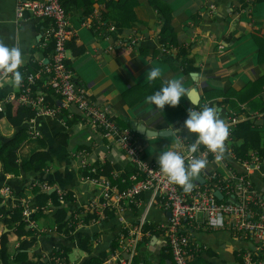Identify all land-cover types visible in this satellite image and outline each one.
I'll use <instances>...</instances> for the list:
<instances>
[{
  "label": "crops",
  "instance_id": "obj_1",
  "mask_svg": "<svg viewBox=\"0 0 264 264\" xmlns=\"http://www.w3.org/2000/svg\"><path fill=\"white\" fill-rule=\"evenodd\" d=\"M157 1L162 3V12L151 6L149 0H139L134 8L135 21L122 34L124 40L140 36L142 41L136 47L118 46L116 38L103 37V30L87 28L77 16L68 15L73 31L72 44L80 52L74 56L71 48L67 50V66L75 81L87 90L90 100L108 107L119 127L134 131L144 157L156 166V155L160 151L174 149L182 153V147L194 141V135L183 128V121L189 108L197 110L204 102L215 107L223 121L231 112L239 117V122L247 118L255 119V128L264 136V114L258 115L264 108V89L251 104H240L245 107L242 113L233 110L230 104L221 103L227 100L226 97H218L219 93L242 91L249 84L264 78V61L259 60L257 41L264 39V0H252L248 6L242 0ZM16 2L0 0V43L21 49L24 64L20 71L23 74L24 69L37 71L39 60L49 59L43 57L48 43L43 30L48 26V20L36 18L30 12H26L23 18H17ZM212 5L214 10L210 9ZM94 8V11H103L98 4ZM165 19L170 22L172 44L187 51L190 62L187 72L180 64L160 58L157 51ZM151 67L161 69V79L148 80L147 71ZM169 78H179L187 89L186 95L175 107L166 105L163 110L154 109L145 97L158 91L162 81ZM40 82L42 84L45 79ZM41 84L37 86L41 87ZM19 89L11 86L9 77L0 78V105L3 109L12 103L5 102L13 99ZM72 109L71 118L66 111L58 118L35 116L20 128L26 129L28 138L17 151L19 164H23L31 153L41 150V142L52 162L38 173L20 171L16 177L0 174V196L4 198L7 210L22 205L24 201L29 204L30 190H26L25 196H21V192L32 181L49 183V192L60 190L70 194L72 199L61 201V206L69 215L79 208L85 210L91 201L99 200L100 190L86 180L84 169L76 158L82 150L92 157L97 167L108 164L113 169L111 172L117 171L122 176L133 171L121 152L94 132ZM20 129L12 128L4 118L0 119V145L14 138ZM29 130L36 131L40 137H31ZM144 131L149 135L151 132L165 133L160 136L140 134ZM231 143L233 139L225 145L221 160L216 161L215 157L207 159L209 163L204 172L223 180L233 175H244L264 202V164L246 168L235 162L228 155ZM5 188L9 189V194L3 192ZM149 201L150 194L143 192L136 197V201L126 206L125 211L115 214L114 219L86 225L76 231L96 235L91 243L93 256L105 254L108 259L106 264H118L111 262L112 252L119 250L123 254L118 236L145 214V226L152 230L137 246L133 264H173L166 238L155 228L157 224H165L168 212ZM33 214L34 211L25 220L33 222ZM52 215L53 211L49 210L33 222L36 226L35 252L43 259L39 264H46V256L59 249L66 251L65 264H81L87 259V254L79 249V240L75 238L70 242L65 236L57 234ZM2 232L6 230L0 224V235ZM191 241L193 246L201 249L192 264H237L239 254L254 245L251 241L233 238L227 230L207 228L194 230ZM114 242H117V247L111 251ZM8 247L13 251L16 245L10 243Z\"/></svg>",
  "mask_w": 264,
  "mask_h": 264
},
{
  "label": "built area",
  "instance_id": "obj_2",
  "mask_svg": "<svg viewBox=\"0 0 264 264\" xmlns=\"http://www.w3.org/2000/svg\"><path fill=\"white\" fill-rule=\"evenodd\" d=\"M248 6L252 0H242ZM214 10L213 5L210 7ZM26 12H30L34 17L48 20V26L43 30L47 42L53 43V50L46 61L39 60L40 67L37 72L29 74L22 81L19 92L13 99H7L5 103L16 100L19 104L28 106L34 111L35 116H45L51 118L60 117L64 111L71 118L72 110L79 113L83 120L91 129L99 134L109 145L116 147L124 156L125 160L134 168V174L129 177L131 186L120 190L112 184V180L119 178L120 174L111 172L108 176H94L98 172L92 157L84 151H80L76 158L79 160L80 167L87 170L91 177L86 180L100 190L99 200L91 201L84 212L93 214V218L86 224L78 223L77 228L86 225H94L105 219V211L113 210L114 214H121L126 206L136 201V197L143 192L150 194V204L157 203L164 211L168 212L165 224H157L156 229L161 231L166 238L173 264H191L200 254L201 249L193 246L191 235L194 230L207 228L209 230H227L233 238L248 240L254 243L250 249L243 250L239 254L237 264H264V202L248 179L244 175L231 176L228 180L220 179L216 175H207L204 169L201 175L205 180L203 186L194 183L190 192L185 193L179 186L171 184L160 172L159 167L149 162L143 155L142 149L136 142L134 131L129 128H121L113 119L108 107L99 106L90 100L87 90L83 85L76 82L71 70L67 66V42L73 36V31L69 23V16L60 6L58 0H17L15 15L23 18ZM82 24L92 30H101L105 25L101 14L94 11ZM112 24L106 27L104 32L114 33ZM103 37H109L104 36ZM140 36L126 37L117 35L116 43L121 47H136L142 41ZM160 54H167L169 51L158 46ZM175 51V49H172ZM0 78L8 76L0 73ZM45 79L44 87L51 90L57 97L56 104H50L46 100L44 92H32L35 84ZM202 103L197 110L205 106ZM0 105V111H3ZM241 113L245 110L240 106ZM264 114L259 113L261 116ZM239 117L231 112L225 119V124L229 134L225 140V145L232 140V130L239 122ZM29 135L33 138L40 137L39 133L29 130ZM193 141L186 143L182 148V154L187 160L191 156L187 153V147ZM200 158L215 157V153L203 151L201 147L197 153ZM228 155L233 154L228 150ZM264 164L255 152L251 153V163L244 162L241 165L248 168ZM124 183V179H121ZM42 191L50 189L49 184L43 183ZM220 192L227 198L224 202H219L214 196V192ZM9 194V189L3 190ZM57 195L63 200L66 192L57 190ZM23 217L26 219L32 211L28 202H22ZM32 228H36L33 222H29ZM145 214L141 215L137 222L130 228H125L118 236L119 247L123 254L115 250L111 254V262L118 264H133L136 248L143 239L149 235L145 231ZM46 264H65L62 254H50L45 258ZM108 262L105 260L104 264Z\"/></svg>",
  "mask_w": 264,
  "mask_h": 264
},
{
  "label": "trees",
  "instance_id": "obj_3",
  "mask_svg": "<svg viewBox=\"0 0 264 264\" xmlns=\"http://www.w3.org/2000/svg\"><path fill=\"white\" fill-rule=\"evenodd\" d=\"M138 1L139 0H58L60 6L67 15H75L81 22L86 20L94 12V5H100L103 11H99V13L105 21V25L101 27V30H105L107 26L112 24L115 30L114 33L108 34L104 32L103 35L112 36L113 38H117V35H122L124 30L130 28L134 23V8L138 5ZM149 3L159 12H162V3L160 1L149 0ZM173 40L170 22L165 19L158 37V46L165 48V50L169 52L167 54H160L158 49L157 51L160 54V58L180 64L184 71L187 72L190 65L187 51L182 47L173 45ZM70 41H68L70 43L67 42V50L71 48L74 56L79 55V49L73 46L72 39ZM257 41L259 46V60L264 61V39ZM172 49H175V51H172ZM52 50L53 43L50 41L47 43L43 57L48 58ZM23 72L24 80L29 74H33L37 71H28L24 69ZM39 82L32 87V92H44L46 100L50 102V104L55 105L57 97L51 90L45 91L43 88L44 82L42 84ZM38 84H41V87H38ZM263 89L264 78L249 84L247 87L243 88L242 91L227 94L219 93L218 97H226L227 100H222L221 103L230 104L232 109L236 111L239 110L240 104L245 102L251 104L255 97L262 93ZM11 102L12 103L6 105L3 111H0V119L4 118L12 128L20 129L23 124L35 117V113L30 107L21 105L16 100H12ZM260 111V113H262L264 108ZM254 120L255 119L247 118L240 121L232 130L233 143H231V151L234 161L239 164L244 162L251 163V153L254 152L260 160H264V136L255 128ZM26 133V129H20L14 138L0 145V174L13 175L16 177L19 175L20 171L23 173H38L45 170L52 162V157L44 150L45 145L41 142L42 149L31 153L23 164H19L17 151L20 144L28 138ZM200 147L202 151L205 149L202 145ZM95 167L98 171L96 175H94L96 177H109L110 172L113 171L108 164L102 167ZM134 171L133 168L131 174L128 173L125 176L120 175L118 179L112 180V184L116 185L120 190L129 188L131 186L129 177L134 174ZM84 172L86 177H91L87 170L84 169ZM121 179H124V183H121ZM42 184L43 183L32 181L29 184L30 186L26 187V189L21 192V196H25L26 190H30L29 208L34 210L32 221L35 222L37 219L44 216L45 212L52 210V219L56 233L65 236L70 242L75 238L79 240V249L87 254V259L83 260L81 264H103L106 255L101 254L95 257L92 254L93 251H91V243L96 235L76 231L77 224L79 222L83 224L88 223L93 218V214L84 212V210L79 208L75 213L69 215L61 206L62 199L57 195V192L42 191L40 187ZM179 188L181 187L179 186ZM66 198L72 199V196L66 193L63 199ZM226 198L227 197L223 194L221 202L226 201ZM23 210L24 208L22 205H16L7 210L5 200L0 196V224L6 230V232H2L0 235V264H39L40 261L43 260L42 257L35 252L36 229L32 228L29 222L25 220L22 215ZM104 216L105 219H103L102 222L114 219L115 214L113 210H106ZM151 230V227L145 226V231L150 232ZM13 238L14 241H12ZM10 243L16 245L13 251L8 247ZM116 247L117 242H114L111 246V251H114ZM52 254H62L65 261L67 260L66 251L63 249L54 250L51 255Z\"/></svg>",
  "mask_w": 264,
  "mask_h": 264
},
{
  "label": "clouds",
  "instance_id": "obj_4",
  "mask_svg": "<svg viewBox=\"0 0 264 264\" xmlns=\"http://www.w3.org/2000/svg\"><path fill=\"white\" fill-rule=\"evenodd\" d=\"M23 64L24 58L19 47L0 43V73L8 76L11 86L15 88H19L22 84L23 74L20 68ZM161 77L159 67H151L147 71L149 81L161 79ZM186 92L187 89L179 78H169L167 81H162L158 91L146 96L145 101L154 109L163 110L166 105L177 106ZM183 128L195 137L187 147V153L191 159L186 163L185 155L174 149L160 151L156 158L159 170L167 181L180 186L182 191L187 193L193 189L194 179L209 163L206 158H200L197 155L200 146H204L208 152L215 153L216 161L221 160L229 130L225 122L219 118L218 110L208 105L199 110L189 108L187 117L183 121Z\"/></svg>",
  "mask_w": 264,
  "mask_h": 264
},
{
  "label": "water",
  "instance_id": "obj_5",
  "mask_svg": "<svg viewBox=\"0 0 264 264\" xmlns=\"http://www.w3.org/2000/svg\"><path fill=\"white\" fill-rule=\"evenodd\" d=\"M163 133H165V132H159V133L151 132V134L149 135L147 131H144L143 133H140V134H143V135H146V136H157V135L160 136V135H163ZM194 182L199 184V185H201V186H203L205 184V180H204V178L202 177L201 174L198 175L194 179ZM214 196L216 197V199L218 201H221L222 198H223L222 194L220 192H218V191L214 192ZM168 215H169V213H168Z\"/></svg>",
  "mask_w": 264,
  "mask_h": 264
}]
</instances>
